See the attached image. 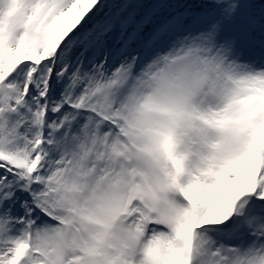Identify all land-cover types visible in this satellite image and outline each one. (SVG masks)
Here are the masks:
<instances>
[{"label": "snow or ice", "instance_id": "obj_1", "mask_svg": "<svg viewBox=\"0 0 264 264\" xmlns=\"http://www.w3.org/2000/svg\"><path fill=\"white\" fill-rule=\"evenodd\" d=\"M0 264H264V0H0Z\"/></svg>", "mask_w": 264, "mask_h": 264}, {"label": "rangeland", "instance_id": "obj_2", "mask_svg": "<svg viewBox=\"0 0 264 264\" xmlns=\"http://www.w3.org/2000/svg\"><path fill=\"white\" fill-rule=\"evenodd\" d=\"M145 2H150V0H145Z\"/></svg>", "mask_w": 264, "mask_h": 264}]
</instances>
